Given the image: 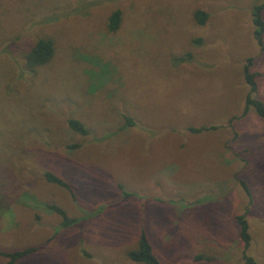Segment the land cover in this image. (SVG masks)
Wrapping results in <instances>:
<instances>
[{"label": "rangeland", "instance_id": "rangeland-1", "mask_svg": "<svg viewBox=\"0 0 264 264\" xmlns=\"http://www.w3.org/2000/svg\"><path fill=\"white\" fill-rule=\"evenodd\" d=\"M263 2L0 0V252L36 248L15 264H140L127 253L142 231L159 264H264V120L240 116L247 58L264 105L251 24ZM43 37L53 57L31 73L24 55ZM49 204L79 222L61 228ZM246 208L243 251L234 218Z\"/></svg>", "mask_w": 264, "mask_h": 264}, {"label": "trees", "instance_id": "trees-1", "mask_svg": "<svg viewBox=\"0 0 264 264\" xmlns=\"http://www.w3.org/2000/svg\"><path fill=\"white\" fill-rule=\"evenodd\" d=\"M193 20L195 24L198 26H202L205 22L206 15L202 11H194L192 14ZM264 2L256 4L251 9V24L253 27L252 35L253 39L256 42V45L259 48L260 52L264 51V45H263V37H264ZM120 24V12L118 10L113 11L110 13L106 20V29L108 32H115L118 29V26ZM199 40L196 39L194 41L195 44H199ZM54 53V44L53 41L49 37H43L37 39L32 46L28 49V51L24 55V66L27 68V70L31 73L35 72L36 69L48 64L53 57ZM179 61H184L186 59H190L189 54H185L183 57L178 58ZM252 66V58H247L245 60V63L243 64L242 68V79L244 81V84L246 85L247 92L244 97L243 102V109L240 114L241 117L245 116L247 111L249 109H253L256 116L260 119L264 120V105L263 103L256 98V92H257V84H256V78L257 73L251 71ZM125 124L127 126H130L132 123L125 120ZM66 125L69 130L72 132L80 135V136H86L88 134L87 129L84 127V125L79 122L76 119H68L66 122ZM205 129H193L189 128L188 131L191 133H199L201 131H204ZM67 148L73 149L76 148V146L71 145ZM43 177L45 181L49 184L56 185L60 188L65 189L71 200L74 201V193L71 190V188L58 176L50 173V172H44ZM237 183L245 196L248 199V205L251 201V195L248 189V186L246 183L241 180L237 179ZM124 195V196H123ZM123 197H131V193H124L122 192ZM45 208L53 212L54 214L58 215L60 217V227L65 228L68 226L75 225L79 222L76 218H69L66 216L64 211L60 209L56 205H46ZM247 213V208L244 210L242 214L235 216V223L238 230V238L242 244V250L245 251L250 242V235L248 233V225L245 219V215ZM84 221V220H82ZM36 248L34 247H27L20 250H16L13 252H0V256L6 259L5 264H15L16 261L26 257L29 254H32L35 252ZM127 257L130 261L140 264H159L157 258L153 255L151 246L145 236V234L140 231L138 235L137 240V246L134 250L129 251L127 253ZM245 257V256H244ZM246 259V263L249 264L251 262L250 259ZM194 261H202L206 260L208 261V258H204L201 255H197L193 257Z\"/></svg>", "mask_w": 264, "mask_h": 264}]
</instances>
